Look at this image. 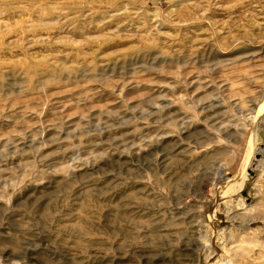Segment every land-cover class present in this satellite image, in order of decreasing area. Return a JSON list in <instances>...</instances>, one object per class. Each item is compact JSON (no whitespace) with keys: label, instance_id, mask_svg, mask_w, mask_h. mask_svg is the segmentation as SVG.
Segmentation results:
<instances>
[{"label":"rangeland","instance_id":"374dc122","mask_svg":"<svg viewBox=\"0 0 264 264\" xmlns=\"http://www.w3.org/2000/svg\"><path fill=\"white\" fill-rule=\"evenodd\" d=\"M217 263L264 264V0H0V264Z\"/></svg>","mask_w":264,"mask_h":264},{"label":"bare ground","instance_id":"6f19581e","mask_svg":"<svg viewBox=\"0 0 264 264\" xmlns=\"http://www.w3.org/2000/svg\"><path fill=\"white\" fill-rule=\"evenodd\" d=\"M261 112V111H260ZM260 152H262V151H260ZM247 162V161H246ZM245 175L240 179V180H235V182L233 183V187L234 188H236V187H239V188H241V187H243L244 186V184H245ZM236 190V189H235ZM242 190V189H241ZM239 192H240V190H239ZM242 205H244V204H242ZM241 206V205H240ZM243 207V206H242ZM241 207V208H242ZM218 239V238H217ZM215 259V258H214ZM216 260V259H215ZM219 260V259H218ZM218 262V261H217ZM213 263H214V261H213ZM218 264V263H217Z\"/></svg>","mask_w":264,"mask_h":264}]
</instances>
